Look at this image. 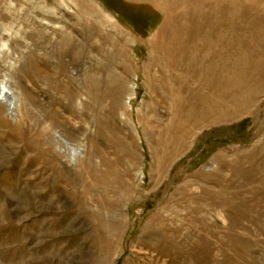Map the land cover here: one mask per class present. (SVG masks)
Returning <instances> with one entry per match:
<instances>
[{"label": "rangeland", "instance_id": "rangeland-1", "mask_svg": "<svg viewBox=\"0 0 264 264\" xmlns=\"http://www.w3.org/2000/svg\"><path fill=\"white\" fill-rule=\"evenodd\" d=\"M62 1L0 0V264H264V0ZM50 8L100 46L51 38ZM100 9L116 26L98 25ZM173 40L204 58L211 103L172 122L169 99L188 92L152 105L150 85ZM90 52L123 85L114 110L56 74ZM221 72L249 92L238 113L218 95ZM102 174L121 189L118 212L98 186L81 194Z\"/></svg>", "mask_w": 264, "mask_h": 264}, {"label": "bare ground", "instance_id": "bare-ground-1", "mask_svg": "<svg viewBox=\"0 0 264 264\" xmlns=\"http://www.w3.org/2000/svg\"><path fill=\"white\" fill-rule=\"evenodd\" d=\"M62 4L64 3L62 0H60V3H58V5L60 6ZM44 12L47 15L43 13L44 17L40 18V24L43 26L44 29H46V32L53 34V37L51 38L55 39L56 38L55 36H59L60 42L64 41L65 38H67L68 40H72L73 38L77 40L88 39L93 46H100L99 40L90 32L88 33L84 32L85 33L84 36L79 37L77 33L73 34L71 31L67 30L66 25L62 23L63 17H62V13L59 10H54L53 8H50L48 10H44ZM99 12L101 13V15H103L102 21H100L101 24H98L100 27L113 28L114 26H116V22L111 16L103 14L101 9L99 10ZM45 15L51 18H47L45 17ZM103 34H104V40H108V34L105 31ZM172 35H175V34L173 33ZM5 42L6 40L4 41V43L2 42L0 46L1 47L6 46ZM7 42H8V39H7ZM81 43L83 44V42ZM173 44H174L173 48H170L169 50L166 49L162 51V49H160L162 54L158 55L157 56L158 58L156 60L157 61L156 65L158 67V71H157L158 75L154 77L150 85L152 105H154L155 103L159 104V103H163L164 101H167L165 97L167 96L169 97L170 93L171 94L178 93L180 90H186L188 92L186 99L178 98L177 100H172V101H170L169 99L168 110H170L171 112L172 122L174 120H177L176 116H178L179 113L183 111H186V112H189L195 115L194 114L195 109L200 107V109L197 111V113H200L202 106L204 108V106H207L208 104L211 103V102L208 103L210 99H208L207 96L205 97L204 93L202 92V88H201L206 79L205 78L206 72L202 70V67H203L202 64L204 63L203 62L204 58L196 59L198 57L192 55V53L191 54L187 53V50H186L187 44L185 42H177L173 40ZM87 60L81 61L75 64L74 67L72 66V67L66 68V70L64 71L60 67L59 62L55 61L54 66L56 68V74L62 75L63 72H65V77H67L71 81V84L73 85V87L76 88L74 89L77 90L76 96L78 97L82 96V93L84 92L83 90L84 88H86L85 83L87 82L89 84L87 89L91 91V94L95 98L98 96L100 89H102L101 91L102 95L104 94L105 96H107L112 102L111 103L112 110H114L115 108H118L121 102L120 100L122 98L121 97L122 93H124L123 85L121 82H119L117 78L118 76L115 73H110V72H108L104 78L98 75L97 70L101 69V66H100V59L96 54L90 52L87 56ZM197 73H198V78L196 79V82L198 85L195 87L196 88L195 89L196 92H195L192 89L193 87L190 84V81L188 78ZM224 74H226V72H223L220 75V77L218 76L216 81L220 87H222V85L225 83L226 86L224 85L223 86L226 88V91H224L223 93L220 91L218 95L223 100H225L226 99L225 97L227 96V100H228L227 102H231L232 104H234L236 107V112L238 113L246 106L247 100L249 99L247 96L249 92L247 91L246 88L239 87V80L237 78L235 79L232 73H229L225 76ZM0 84H3V81L0 80ZM178 95L180 94L178 93ZM133 96H134V83H131V85L129 86L128 93L124 96L125 98L122 103L124 107H130V99ZM8 99H9V102H11V98L9 97ZM4 104L7 106V103H3V105ZM183 106H185L186 109H184ZM212 107H214V105ZM148 108L149 106L147 105L146 109ZM48 116L50 117V115ZM122 118L132 128V131L136 133L135 129L133 128V122L130 119V117H127V116L124 117L122 115ZM189 126L190 125H188V127ZM93 177L91 178L90 182H87V181L83 182L84 185H82L81 194L86 198L85 193L90 188L88 184L98 186L102 189V191L100 192L98 196V199L100 200V202L103 205L113 207L115 209V212H118L119 210L116 207V205H117V200L119 198L116 197L114 199H111V197L113 196L115 197L117 190L121 191V189L118 188L116 190L114 188H111V184L106 179L105 174H102L99 177H95V176ZM90 200L93 201V198L91 197ZM86 203L87 202H83L80 205L84 214L87 213V210L85 208ZM97 204H98V201H97Z\"/></svg>", "mask_w": 264, "mask_h": 264}, {"label": "built area", "instance_id": "built-area-1", "mask_svg": "<svg viewBox=\"0 0 264 264\" xmlns=\"http://www.w3.org/2000/svg\"><path fill=\"white\" fill-rule=\"evenodd\" d=\"M73 153H74V152H73ZM73 153H72V156H75V153H74V154H73Z\"/></svg>", "mask_w": 264, "mask_h": 264}]
</instances>
